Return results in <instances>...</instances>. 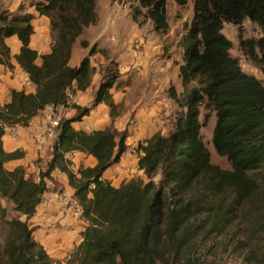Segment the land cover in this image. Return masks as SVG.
<instances>
[{
	"label": "trees",
	"instance_id": "1",
	"mask_svg": "<svg viewBox=\"0 0 264 264\" xmlns=\"http://www.w3.org/2000/svg\"><path fill=\"white\" fill-rule=\"evenodd\" d=\"M30 2L37 16L50 21L49 54L39 55L30 45L36 15L24 5L11 10L0 1V65L13 70L15 59L36 86L29 93L13 89L0 105V264H58L28 224L50 191L54 172L67 177L86 223L66 264H264V0H193V17L181 38L182 91L169 89L177 107L173 129L132 149L143 174L117 187L104 174L131 150L129 135L114 126L119 110L110 91L119 78L117 66L112 64L114 70L99 84L91 107L70 102L72 94L91 86V58L100 53L109 59L95 44L77 66L69 64L78 38L98 22L97 0ZM137 2L140 14L165 34L167 0ZM246 19L259 27L261 37L240 39V49L261 70V80L241 69L222 32L225 23L240 28ZM14 36L21 44L17 55L8 45ZM79 45L89 47L86 40ZM99 104L109 108L111 124L78 131L73 124ZM48 105L75 113L61 116L59 145H53L45 171L8 170V162L24 155L4 149L6 121L26 126ZM212 113V143L230 169L212 163L203 140ZM72 152L92 157L95 164L79 168L75 176L65 158Z\"/></svg>",
	"mask_w": 264,
	"mask_h": 264
},
{
	"label": "rangeland",
	"instance_id": "2",
	"mask_svg": "<svg viewBox=\"0 0 264 264\" xmlns=\"http://www.w3.org/2000/svg\"><path fill=\"white\" fill-rule=\"evenodd\" d=\"M0 1L4 5L7 3V5L11 3L13 5L20 2L19 4L32 8L30 0ZM137 1L97 0L98 22L96 25L87 28L84 34L78 38L74 44L71 57L76 60L78 57L88 56L89 50L95 44L98 48L107 51L109 54L108 60L100 53L91 58L92 66L94 67L91 86L87 90L77 93V95H80L79 104L81 106H92L99 84L109 72L114 70L112 64H115L119 72V78L110 92L114 100L119 101L117 103L115 100V103L118 104V115L129 113V118L123 128L129 137L135 138L136 142L133 141V143L140 142V131L142 130H145L148 135L149 133L166 134L173 129L172 124L177 107L174 105L173 100L169 98V89L174 88L178 93L182 91L178 72V66L183 62L181 38L186 32V25L190 23L193 17V0H183L182 4H179L176 0H167L168 31L165 34H158L154 30L152 21L140 14L143 11L139 10ZM31 10L33 11V8ZM33 25L32 47L38 53L40 52L39 55L46 54V50H49V48L51 51L50 21L48 18L36 16ZM222 32L232 42L233 47L230 53L232 57L238 59L241 69L260 80L263 79L261 70L244 54L240 49L241 45L239 43L240 39L253 41L261 37L259 27L246 19L240 28L233 24L225 23ZM81 40H86L89 43L87 49L80 47L79 42ZM111 60L114 63H111ZM122 76H125V78H122ZM167 98L168 100L170 99L166 102L168 106L160 103ZM169 103L171 104L169 105ZM102 109H104L103 106H96L92 110L102 115ZM58 114L60 118L62 115L66 118L74 115L70 114L69 111H61V113L59 111ZM42 116L43 113L40 111L34 117L35 119H40ZM200 118L203 119V116ZM81 121L76 122L78 123L76 127L82 130H77L85 131L87 129L85 132H89V129H92L93 126L80 125ZM215 122V114L212 113L206 126L202 129L203 140L210 151L212 163L222 169H230L229 162L226 158L216 153L212 143V131ZM21 137L27 140L23 134ZM40 139V142L28 141L31 144L25 150L22 148L15 150L20 151L24 155V161H27L29 165H34L36 168L34 173L36 174L38 171H45L47 163L51 159L53 145H59L55 140L45 138L43 135H40ZM6 141L9 140H3V143ZM136 146L131 144V149ZM132 151L135 154L134 150ZM133 153L131 154L134 156ZM136 158L138 159L137 155L133 161L121 160L120 163L114 165L107 179H111L114 176V172L120 174L117 171L118 167L133 169L136 166ZM79 159L78 165H81L79 168L83 167V165L89 166L90 163L85 157H76L77 162ZM13 165L14 163H11L8 166L12 167ZM137 176L140 177L142 174L133 172L128 178ZM52 178L49 181L52 185L48 182L50 191L47 194H72V191L65 189V182L67 181L68 183V180L64 174L54 172ZM42 201L40 204H42ZM3 204L11 213L10 206L4 201ZM254 223V227H256L257 223Z\"/></svg>",
	"mask_w": 264,
	"mask_h": 264
},
{
	"label": "crops",
	"instance_id": "3",
	"mask_svg": "<svg viewBox=\"0 0 264 264\" xmlns=\"http://www.w3.org/2000/svg\"><path fill=\"white\" fill-rule=\"evenodd\" d=\"M19 3L20 2H17L13 5L11 3L9 5L10 9L15 10L17 8V6L19 5ZM31 9L32 8H28V12H33L37 16L36 12L34 10L32 11ZM44 18H46V17H44ZM8 45L11 48L12 54L17 55L19 53L21 44L18 41L17 37L14 36V37H11L10 39H8ZM30 45L33 46V37H32ZM49 53H50V48H49V50H46V54H49ZM82 58L78 57L76 60H73L71 58L70 62H69L70 66H72V67L77 66L79 61ZM118 61L120 62L119 57H118ZM12 64L14 65L13 70H8L4 66L0 65V105H4L6 102H8L10 100L11 91L13 89L14 90H22L23 87H25L27 85L26 81L28 80V76L22 71V69L17 64L15 59H12ZM123 66H125V65H123ZM122 78H125V76H122ZM34 90H35V88H32L30 92H34ZM79 92H81V91H77L76 93L71 95V97H70L71 103L79 104L80 95L79 94L77 95V93H79ZM169 100L167 98L166 100H163L160 103H164L166 105V102H168ZM116 102L118 103L119 101L116 100ZM170 104L171 103H169V105ZM90 106H91V104H90ZM98 106L104 107V109H102V115H100L96 111L92 110L89 116H86L82 119V121L80 122V125H82V124L92 125L93 126L92 129H104L111 124L109 108L105 105H102V104H99ZM166 106H168V105H166ZM58 111H60V113H61V111H64V112L69 111L70 114L75 113V110H73V109H67V110H60L59 109ZM128 118H129V113L117 116L114 120V126L118 130H124L123 126L126 125V120ZM76 124H78V123L75 122L74 126L76 129H78L76 127ZM92 129L90 128L89 131ZM78 130H82V129H78ZM28 131L29 130L27 128H23L20 136L16 140H9V141L4 142L3 143L4 149L7 152H14L15 150H18L20 148L25 150L28 147V145L31 144L28 142V141H30L28 138ZM22 134L27 138V140L25 138L21 137ZM152 134H154V133H149L147 135V132L145 130L140 131L141 139H139V141L140 142L143 141V139H146L148 136H151ZM134 139L135 138H133L131 136L127 139V144H128V146H130V148H131V144H134L135 146L138 144V142L133 143V141L136 142ZM3 140H5V139H3ZM37 147H39V146H37ZM131 153H133L132 149L129 150L124 155V157L122 158V161L123 160H126V161L135 160L136 155L133 153L135 156L134 157ZM78 156L85 157L90 163L89 166H92L95 164V160L90 156H87L83 153H77V157ZM136 160H137V158H136ZM79 162H80V159L78 162L76 160L74 162V166H75L76 170H78L79 166H81V165H78ZM11 163H14V165L12 167H9L8 165ZM17 163H19V164H17ZM17 166H23L28 173L36 174V173H34L35 169H36L34 167V165H31V164L29 165L27 163V161H24V157L17 159V160L10 161L6 164V168L8 170H13ZM86 166L87 165H83V167H86ZM38 173H39V171L37 172V174ZM109 174H111V168L108 169L104 174V178L106 180H109V179H107V176ZM49 183L52 185L51 182H49ZM65 184H66L65 189L68 191H72V188L68 185L67 181L65 182ZM28 224L35 227L34 238H35L36 242H38L40 245L43 246V248L48 253V255L56 263H58L59 261L65 260L69 256V254L78 247V245L82 241V233L86 227V223L84 220L76 219L73 217L61 218L56 213L55 208L49 209V208L45 207L43 204L38 205V207L36 208L35 214L33 215L32 218H30L28 220Z\"/></svg>",
	"mask_w": 264,
	"mask_h": 264
},
{
	"label": "built area",
	"instance_id": "4",
	"mask_svg": "<svg viewBox=\"0 0 264 264\" xmlns=\"http://www.w3.org/2000/svg\"><path fill=\"white\" fill-rule=\"evenodd\" d=\"M26 83L27 85L22 89L25 92L29 93L32 88H36V86L32 84L29 79L26 81ZM40 111L43 113V116L40 119H35V117L33 116L28 121L26 126L13 125L10 123V121H6L3 139L16 140L20 136L22 129L27 128L29 130L28 138L30 141L40 142V135H43L45 138L53 139L59 143L57 131V127L60 121V115L58 114L59 111L53 105H48ZM76 157L77 153L65 154V158L68 161V169L75 176H77V171L74 166ZM117 171L120 174L114 172V176L108 180L111 185L115 187L119 186L124 181L134 178H128L133 172L143 174V172L138 167V159L136 162V166L133 169L129 167H118ZM42 204L47 208H55L56 213L61 218L73 217L76 219H81L82 217V209L70 193L46 194L42 201ZM58 264H66V259L59 261Z\"/></svg>",
	"mask_w": 264,
	"mask_h": 264
}]
</instances>
